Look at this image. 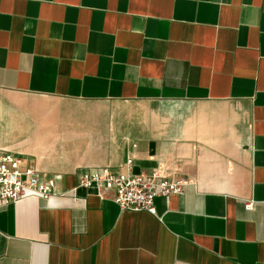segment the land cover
I'll return each instance as SVG.
<instances>
[{
  "label": "crops",
  "instance_id": "1",
  "mask_svg": "<svg viewBox=\"0 0 264 264\" xmlns=\"http://www.w3.org/2000/svg\"><path fill=\"white\" fill-rule=\"evenodd\" d=\"M0 149L57 193L0 208V264H264V0H0ZM128 160L188 185L76 187Z\"/></svg>",
  "mask_w": 264,
  "mask_h": 264
},
{
  "label": "built area",
  "instance_id": "2",
  "mask_svg": "<svg viewBox=\"0 0 264 264\" xmlns=\"http://www.w3.org/2000/svg\"><path fill=\"white\" fill-rule=\"evenodd\" d=\"M127 172L115 174L107 168L79 175L77 188L97 187L113 191L114 203L121 211L156 214L155 200L182 195L188 181L170 179L159 171L133 174L132 161H127ZM56 178L43 180L33 165H26L18 155L0 149V208L27 197L48 200L57 195ZM65 195V194H58ZM247 210L252 204L245 205Z\"/></svg>",
  "mask_w": 264,
  "mask_h": 264
}]
</instances>
